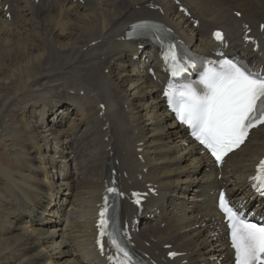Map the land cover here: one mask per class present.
Instances as JSON below:
<instances>
[{
    "label": "bare ground",
    "instance_id": "obj_1",
    "mask_svg": "<svg viewBox=\"0 0 264 264\" xmlns=\"http://www.w3.org/2000/svg\"><path fill=\"white\" fill-rule=\"evenodd\" d=\"M180 3L190 17L173 0H0V264H106L93 216L111 160L122 191L156 188L139 214L121 206L124 220L137 218L133 246L155 264H231L215 195L225 187L251 206L264 125L216 167L165 112L156 52L121 37L152 17L211 50L212 29L223 28L225 51L264 73V0ZM170 250L183 254L168 259Z\"/></svg>",
    "mask_w": 264,
    "mask_h": 264
},
{
    "label": "snow or ice",
    "instance_id": "obj_2",
    "mask_svg": "<svg viewBox=\"0 0 264 264\" xmlns=\"http://www.w3.org/2000/svg\"><path fill=\"white\" fill-rule=\"evenodd\" d=\"M132 27L138 30V34L147 35L148 30L155 26L142 21ZM214 36L218 40L222 38L220 32L214 33ZM157 39L160 40L162 58L171 76L176 78L187 73L188 61L178 57L177 45L169 43L165 48L163 40ZM190 66H197L195 60ZM195 83L199 87L187 83L174 90L175 86L170 82L164 96L177 118L192 130V135L200 144L216 160H221L226 153L243 143L250 129L264 125V73L253 72L239 61L223 59L218 66L204 69ZM251 179L258 182L253 184L257 191H264V160L258 165V175ZM107 192L123 195L115 188H108ZM133 195L138 197L136 193ZM136 203H140L139 198ZM219 208L228 221L235 264H264V223L251 222L243 212L229 205L223 192L219 194ZM99 216L100 236L103 237L105 229L112 227V215L107 205L101 209ZM115 231L113 228L108 236L110 244L123 256L118 264H134L129 252L115 237Z\"/></svg>",
    "mask_w": 264,
    "mask_h": 264
}]
</instances>
